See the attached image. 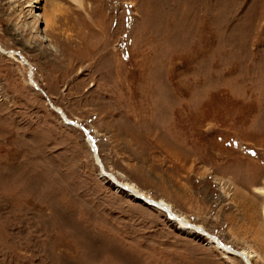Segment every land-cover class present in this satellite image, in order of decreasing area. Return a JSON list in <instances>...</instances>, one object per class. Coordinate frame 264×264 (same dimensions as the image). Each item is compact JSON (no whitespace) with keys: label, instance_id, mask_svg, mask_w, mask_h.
I'll list each match as a JSON object with an SVG mask.
<instances>
[{"label":"rangeland","instance_id":"374dc122","mask_svg":"<svg viewBox=\"0 0 264 264\" xmlns=\"http://www.w3.org/2000/svg\"><path fill=\"white\" fill-rule=\"evenodd\" d=\"M0 48V264H245L104 172L264 264V0H0Z\"/></svg>","mask_w":264,"mask_h":264},{"label":"bare ground","instance_id":"6f19581e","mask_svg":"<svg viewBox=\"0 0 264 264\" xmlns=\"http://www.w3.org/2000/svg\"><path fill=\"white\" fill-rule=\"evenodd\" d=\"M0 50L2 51L1 48H0ZM32 85H34L36 87V89L41 91V89L38 86H36L35 84H32ZM51 106L56 110V107H54L53 105H51ZM57 110L61 114L62 118H64V121L66 123H69L70 119L66 115H63V113L61 112V110L59 108ZM71 123L72 122H70L69 124H71ZM73 123L76 124L75 122H73ZM77 126H79V125H77ZM79 127L82 128L81 126H79ZM86 141H87L88 145L90 146L92 152L93 151L96 152V154L93 153V156H94V158L96 160V163L100 164L101 166H103L102 165V161H101V159H100V157L98 155V147H97L96 143L93 141L92 138L88 139V134H87V137H86ZM104 173H106L105 175H108L109 178L116 179L118 181L119 187H121L124 190L128 191L129 193H131L134 197H138V198L140 197V198L144 199L147 203L152 204L154 207H157V208H160V209L166 211V213L168 214L169 218L172 219L173 221L177 222L180 228L196 231L197 233L205 236L207 241L209 243L214 244V246H216L217 248L222 249L224 252L235 254V255L241 257L245 264H251V260H250V256L251 255L246 250H244V249L243 250H235V249H233L231 247L223 245L219 241L218 237H216L213 234L207 233L206 230L201 225L192 224L185 217L177 215L175 212H173V210L171 208V205L169 203L165 202L163 199H154L149 194H146L144 191H142L141 189H139L137 187L135 188L132 184L127 183V182H121L120 180H118L116 175H114V174H112L110 172H104ZM114 182L116 183V181H114ZM263 214H264V210H263Z\"/></svg>","mask_w":264,"mask_h":264},{"label":"water","instance_id":"95a60500","mask_svg":"<svg viewBox=\"0 0 264 264\" xmlns=\"http://www.w3.org/2000/svg\"><path fill=\"white\" fill-rule=\"evenodd\" d=\"M43 93H44V91L43 90H41ZM47 99L49 100V98L47 97ZM70 122H72L73 123V121H70ZM83 127V126H82ZM82 130H84V132H85V134L87 135L88 133H87V131L84 129V127H83V129Z\"/></svg>","mask_w":264,"mask_h":264}]
</instances>
